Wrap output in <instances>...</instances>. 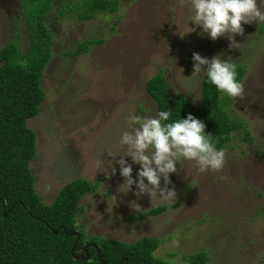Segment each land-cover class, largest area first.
I'll return each instance as SVG.
<instances>
[{
  "label": "rangeland",
  "instance_id": "obj_1",
  "mask_svg": "<svg viewBox=\"0 0 264 264\" xmlns=\"http://www.w3.org/2000/svg\"><path fill=\"white\" fill-rule=\"evenodd\" d=\"M257 6L264 11V0H257ZM190 15L187 0L183 6L180 0H119L114 13L86 22L56 14L48 18L53 38L40 85L44 100L38 114L26 121L35 134L29 163L34 189L50 204L71 180L97 182L96 191L79 200L76 217L90 237L126 243L158 238L162 242L154 255L176 263L205 253L206 264H263L264 29L259 33L258 27L264 22L242 24V34L233 35L230 47L227 36L212 41L199 35V27L188 24ZM25 36L17 0H0V48ZM87 40L102 42L80 55H67ZM193 52L207 58L220 54L244 68L242 94L229 97L226 108L243 121L247 135L232 134L222 148L219 170L200 172L194 162L181 160L177 172L169 174L174 199H137L134 185L126 193L118 189L123 178L118 165L112 164L115 174L108 168L113 158L107 153L124 154L118 141L129 114L155 116L144 84L157 72L173 95L199 107L202 76L188 78ZM101 159L103 166L97 163ZM138 167L132 164L134 179ZM132 201L139 211L129 207ZM161 205L166 209L155 216L128 221Z\"/></svg>",
  "mask_w": 264,
  "mask_h": 264
},
{
  "label": "trees",
  "instance_id": "obj_2",
  "mask_svg": "<svg viewBox=\"0 0 264 264\" xmlns=\"http://www.w3.org/2000/svg\"><path fill=\"white\" fill-rule=\"evenodd\" d=\"M17 4L26 40L16 37L0 48V264H206L205 253L187 256L183 263L157 258L154 251L162 242L158 238L141 237L126 243L86 235L76 224L79 200L95 192L97 182L76 178L64 184L50 204L42 202L29 169L36 143L26 121L38 114L44 100L40 85L53 38L48 18L56 14L59 19L86 22L98 14L114 13L119 0H17ZM263 29L264 25H259V33ZM101 42L83 41L67 55H80ZM233 64L241 82L244 68ZM144 89L156 112L167 109L170 119L191 114L203 121L205 133L211 134L217 148H223L234 132L247 135L243 121L227 111L229 97L205 83L203 77L197 109L186 98L171 93L160 71L146 80ZM165 209L157 206L128 221L155 216ZM73 233L79 234L76 243Z\"/></svg>",
  "mask_w": 264,
  "mask_h": 264
},
{
  "label": "clouds",
  "instance_id": "obj_3",
  "mask_svg": "<svg viewBox=\"0 0 264 264\" xmlns=\"http://www.w3.org/2000/svg\"><path fill=\"white\" fill-rule=\"evenodd\" d=\"M180 3L183 6L185 0ZM187 3L191 10L188 24L199 27L198 34L212 41L227 36L230 47L233 35L242 34V24L264 22V11L257 6V0H187ZM190 29L195 31V27ZM191 60L192 74L188 78L202 76L205 83L230 98L242 94L235 65L227 58L222 59L220 54L207 58L193 52ZM204 129L203 121L191 114L170 119L167 109L157 111L155 116L129 114L125 129L119 133L118 143L125 149L124 154L107 153L113 158L108 168L115 174L112 167L115 163L123 178L118 189L126 193L134 185L137 199L142 195L174 199V189L167 187L169 174L177 172L176 165L181 160L194 162L200 172L219 170L223 166L224 150L215 147L211 134H206ZM117 156L119 159H115ZM125 157L130 158L131 164ZM97 163L103 166L102 159ZM132 164L139 165L135 179L131 175ZM129 207L133 211L141 208L135 201L129 202Z\"/></svg>",
  "mask_w": 264,
  "mask_h": 264
},
{
  "label": "water",
  "instance_id": "obj_4",
  "mask_svg": "<svg viewBox=\"0 0 264 264\" xmlns=\"http://www.w3.org/2000/svg\"><path fill=\"white\" fill-rule=\"evenodd\" d=\"M53 233L56 234V231H54ZM73 235L76 236V240H75V243H76L77 239L79 238V234H78V233H73ZM73 248H74V245H73L72 248H71V253H72V251H73ZM96 253H97V255H98V250H97V249H96ZM74 259H83V258L74 256ZM85 259H88V256H86ZM120 262H121V261H120ZM102 264H103V262H102Z\"/></svg>",
  "mask_w": 264,
  "mask_h": 264
}]
</instances>
